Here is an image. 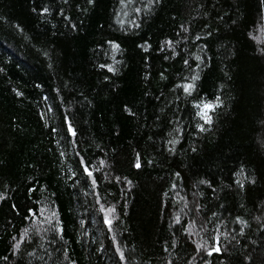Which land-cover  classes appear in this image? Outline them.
<instances>
[{
    "label": "trees",
    "instance_id": "16d2710c",
    "mask_svg": "<svg viewBox=\"0 0 264 264\" xmlns=\"http://www.w3.org/2000/svg\"><path fill=\"white\" fill-rule=\"evenodd\" d=\"M0 264H264L261 0H0Z\"/></svg>",
    "mask_w": 264,
    "mask_h": 264
},
{
    "label": "snow or ice",
    "instance_id": "6c2138e0",
    "mask_svg": "<svg viewBox=\"0 0 264 264\" xmlns=\"http://www.w3.org/2000/svg\"><path fill=\"white\" fill-rule=\"evenodd\" d=\"M65 2H67V0H65ZM93 2V0H88V3H92ZM33 11H35V9H33ZM49 11V9L47 8V7H45V8H43L42 9V12H44V13H46V12H48ZM138 11V10H137ZM169 43H171V42H169ZM113 46L115 47V48H119V45L118 44H113ZM185 63H187V61H185ZM101 67H106V65H101ZM108 71H114V69L113 68H111V67H108ZM193 79L195 80V79H198V77H193ZM180 87H182L183 88V91L184 92H186V93H188L189 95H191L192 94V90H194L195 89V84H193V83H188V84H184V85H180ZM219 98H217V100H218ZM197 109H199V111H198V113H197V115H199L200 116V118L202 119V120H204L206 123H211V115H210V113L211 112H213L214 110H215V107L217 106L215 103H213V102H210V101H201V103H199V104H196V105H194ZM197 127H199L200 129H201V131H203L204 130V128H203V125H197ZM69 132H71L73 135H75V132H74V130L71 128V126L69 125ZM171 142H174V141H170V143ZM83 163V162H82ZM135 167H137V168H140L141 167V163H140V160H139V158L137 159V161H136V163H135ZM85 172H86V174H87V176H89V177H91L92 176V172L91 171H89L88 169H87V167H85ZM130 183V182H129ZM201 183H204V181H201ZM239 183V182H238ZM240 187H243V184L241 183L240 184ZM103 210V209H102ZM31 211V210H30ZM112 211H115V209H112ZM53 215H55V213H53ZM105 223L106 224H109V225H111V223H112V221L107 217V216H105ZM213 251H215V252H219L220 251V249L218 248V247H213L210 251H209V255H211L212 254V252ZM123 258V257H122Z\"/></svg>",
    "mask_w": 264,
    "mask_h": 264
},
{
    "label": "water",
    "instance_id": "95a60500",
    "mask_svg": "<svg viewBox=\"0 0 264 264\" xmlns=\"http://www.w3.org/2000/svg\"><path fill=\"white\" fill-rule=\"evenodd\" d=\"M262 2V10H263V44H264V0H261Z\"/></svg>",
    "mask_w": 264,
    "mask_h": 264
}]
</instances>
